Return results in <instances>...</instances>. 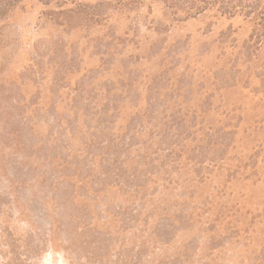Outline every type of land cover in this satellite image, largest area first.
<instances>
[{
    "label": "rangeland",
    "instance_id": "rangeland-1",
    "mask_svg": "<svg viewBox=\"0 0 264 264\" xmlns=\"http://www.w3.org/2000/svg\"><path fill=\"white\" fill-rule=\"evenodd\" d=\"M260 23L0 0V264H264Z\"/></svg>",
    "mask_w": 264,
    "mask_h": 264
},
{
    "label": "trees",
    "instance_id": "trees-1",
    "mask_svg": "<svg viewBox=\"0 0 264 264\" xmlns=\"http://www.w3.org/2000/svg\"><path fill=\"white\" fill-rule=\"evenodd\" d=\"M166 1L173 9L174 15L180 12L189 18H195L217 7L226 15L242 14L264 25V0H183L184 5L175 0ZM261 38H264V35Z\"/></svg>",
    "mask_w": 264,
    "mask_h": 264
}]
</instances>
